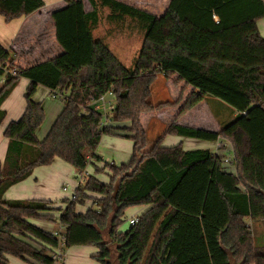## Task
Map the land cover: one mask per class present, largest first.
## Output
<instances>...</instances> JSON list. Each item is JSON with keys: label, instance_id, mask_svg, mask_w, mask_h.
<instances>
[{"label": "trees", "instance_id": "1", "mask_svg": "<svg viewBox=\"0 0 264 264\" xmlns=\"http://www.w3.org/2000/svg\"><path fill=\"white\" fill-rule=\"evenodd\" d=\"M167 1L156 14L126 0H89V12L82 0H66L52 14L64 52L28 68L18 67L16 53L0 43V126L3 102L20 78L30 80L24 114L4 131L9 143L0 164V264H8L9 256L58 264L54 254L61 239L33 220L58 223L64 250L98 247L94 258L102 264H264V234L253 230L255 224L264 228V36L258 28L264 0ZM44 6V0H0V15L9 22ZM100 7L111 11L112 20L129 17L142 25L144 40L133 67L94 38ZM160 74L177 75L176 84L194 87L182 113L211 96L232 118L217 132L173 122L143 151L148 139L141 114L174 105L151 100ZM39 85L65 96L43 140L37 130L45 110L34 99ZM110 92L115 108L105 123L89 103ZM106 134L133 141L127 163L97 166L102 158L96 148ZM167 134L229 141L236 171H227L226 160L208 148L164 145ZM26 146L38 148L28 162ZM55 158L79 174L64 207L50 200L3 199L11 185ZM90 163L97 172L108 169L110 181L88 172L81 179ZM88 198L92 205L78 211ZM139 205L151 207L121 230L126 211Z\"/></svg>", "mask_w": 264, "mask_h": 264}, {"label": "crops", "instance_id": "2", "mask_svg": "<svg viewBox=\"0 0 264 264\" xmlns=\"http://www.w3.org/2000/svg\"><path fill=\"white\" fill-rule=\"evenodd\" d=\"M44 1L45 6L43 8L28 16L15 18L7 22L5 18L0 15V43L6 48L11 49L16 53V65L20 68H28L31 66H35L45 61L54 59L64 52L63 47L60 45L56 38V27L52 14L53 12L64 8L66 6V0ZM82 2L84 4V10L86 12L92 10V6L89 0H82ZM97 25H95L92 29V33L95 39L99 38V36L96 35ZM258 28L260 30V33L264 36V18L258 20ZM29 84V79L25 77L20 78L10 95L6 98V100L1 106L2 110L6 112V116L0 126V164L3 163L5 160L9 143L8 138H6L4 135V131L11 121L20 119V117L24 114L27 106L25 93ZM171 89L172 95L174 97V105L166 108V111H170L173 114V116H171L167 120V122H169L168 124L175 122L194 128H202L217 132L220 130V125L218 123L219 120L222 124L223 122H226L232 118L230 114L231 112L228 107H225V105L222 104L223 102H220V100L211 96H206L195 106L182 113L181 111L185 102L188 100V98L194 92L195 89L191 85H185L184 82L180 84L174 83L171 86ZM56 92L60 93L59 91H53L43 85H39L34 95V99L36 101L42 102L45 110V120L37 130V137L40 140L44 139V137L47 135L50 128L52 127L54 121L62 111V97L54 96V93ZM50 96L53 97V99L50 98ZM180 98H182V101L178 103V100ZM56 99H61V101H57ZM223 109H225L224 111H226V113L222 116L221 111ZM166 111L163 110L160 112L162 113ZM146 114L150 115L151 119L154 118H152L151 112ZM154 119L156 120L157 118ZM205 121H207V124L205 123ZM162 123L166 122L162 120ZM174 137L175 138L172 141L170 140L168 142L167 138H164L163 144L166 146L181 144L184 149L193 150L197 148L194 146L198 145V141H201V139L183 137L179 135H175ZM207 142H211L213 144V149L212 147L206 148L212 150L216 154H219L225 160L228 158L229 161H226V163L232 164L231 159L233 155V148L232 144L229 141L220 138L218 141H205L199 143L206 144ZM221 143L226 146L225 149L219 148ZM29 151L30 148L26 146L25 153H28ZM223 152H228L229 155L226 156L225 154H223ZM127 162L125 161L123 163ZM66 163L68 162L60 158H55V160L50 165H41L36 167L30 174V176H28L24 180H21L11 185L4 192L3 199L50 200L53 201L56 206H58V204H56L54 200H57L58 198L63 196L62 194H60L61 188L64 192L67 193L65 198H71L79 182V179H77V181L74 180L72 181V183L63 184L64 182L62 180H64L66 173L70 172V168H68ZM233 166L234 169H232V171L235 172L236 167L234 164ZM87 172L88 171H86V173ZM78 176L79 174L77 175V177ZM70 185L72 186V189H70ZM69 191L72 192L69 193ZM91 205L92 202L87 207V209ZM136 207V210L130 213L127 219L129 225L131 224L130 221L132 218L139 217L151 206L139 205ZM129 209L127 210L128 212ZM85 211L83 210L80 212ZM33 222L43 228L51 230L52 232L59 231L53 229L52 224L49 222H44L40 220H33ZM257 225L258 224H255L253 226V230L256 231V229H259ZM120 228L121 230H126L128 226H125L123 223ZM98 253L99 248L93 245L72 246L65 250V256L62 261L58 264H102L94 258ZM8 260V264H38L36 262H30L15 256H9Z\"/></svg>", "mask_w": 264, "mask_h": 264}, {"label": "rangeland", "instance_id": "3", "mask_svg": "<svg viewBox=\"0 0 264 264\" xmlns=\"http://www.w3.org/2000/svg\"><path fill=\"white\" fill-rule=\"evenodd\" d=\"M130 3L136 4L138 6L144 7L147 10L152 11L156 14H162L167 6V0H126ZM99 14H100V22L96 26V35L99 36L97 39H101L108 45L110 50L127 66V67H133L134 63L137 59V56L139 55V52L141 50L143 40H144V29L140 22H138L135 19L125 17L122 20H112L109 15L111 14V11L108 8L100 7L99 8ZM103 37V38H100ZM177 77L176 75L166 77L162 74L159 75V77L156 79V81L153 84L152 88V96L151 100L154 102V104L162 103V102H173V95H172V89L171 86L175 83L176 84ZM50 98L53 99V97L50 96ZM57 101H61V99H56ZM226 107V105H225ZM168 108V107H166ZM166 108H162L160 110L150 111L152 113V118H157L156 120L153 118L151 119L150 115L145 112L141 114V123L146 130L148 143L146 147L143 149L145 151L147 147H149L155 139L158 137V135H161V133L167 128L169 125L167 120L173 116V114L170 111H166ZM166 111V112H160V111ZM223 109L221 111V115L223 116L226 111ZM170 112V113H169ZM231 114V113H230ZM230 116V115H229ZM162 120H164L166 123H162ZM207 124V121H205ZM219 125L221 129V121L219 120ZM128 124V123H126ZM210 124V123H208ZM160 133V134H159ZM175 134H167L165 138H167L168 141H172L175 137ZM199 142H205V141H198V145L194 146L197 147L196 149H202L206 147H212L213 144L206 143L201 144ZM30 153H26L24 155V161L28 162L33 157H35L38 148L35 146H30ZM133 151V141L128 138L124 137H118L115 134H106L102 137L99 145L96 148V153L101 156V161L97 163V166L103 167L105 163H112L114 162L117 165H120L123 162H127L130 160L132 156ZM226 156L229 155L228 152H223ZM68 168H70V172L66 173V176L64 180H62L64 183H72V181H77L79 179L77 177V171L75 167L70 164L66 163ZM224 168L227 171H232L234 169L233 164L224 163ZM86 171H88L89 174L94 175L99 180L103 182H109L110 181V171L108 169H103L102 171L97 172L95 169V166L93 164H88ZM229 171V172H230ZM233 172V171H232ZM76 178V179H75ZM71 186V185H70ZM72 189V186L70 187ZM69 189V190H70ZM72 191H69L71 193ZM60 198L57 200H54L58 206L64 207L65 203L64 200L66 199V192L63 191L61 188ZM91 200L85 199L84 204L78 205L77 210L78 211H85L87 207L91 204ZM136 206L130 207L129 212L127 211L126 214V221H124V225L129 227L128 217L130 213L136 210ZM53 229L59 230L63 232V228L60 227L58 223H52ZM258 230L256 229V235H259L260 237L264 234V228L261 224H258Z\"/></svg>", "mask_w": 264, "mask_h": 264}, {"label": "built area", "instance_id": "4", "mask_svg": "<svg viewBox=\"0 0 264 264\" xmlns=\"http://www.w3.org/2000/svg\"><path fill=\"white\" fill-rule=\"evenodd\" d=\"M54 96H59V97L65 98L63 93H57L56 92V93H54ZM89 104H90V107L92 108V110L99 111L103 114L104 121L106 123L107 121H109V115H110L111 111L115 108L114 95L111 92L104 94L99 99L94 100L93 102H91ZM226 161H229V159L227 158ZM85 174H86V171H84V173L80 176L81 179H83ZM137 221H138V217L132 218L130 223L134 224ZM53 233H54V235L58 236L61 239L60 244L56 248V252L54 254V259H55L56 263H60L65 256V250H66V249L65 250L63 249V247H64V241L62 240L63 235L59 231H56Z\"/></svg>", "mask_w": 264, "mask_h": 264}]
</instances>
